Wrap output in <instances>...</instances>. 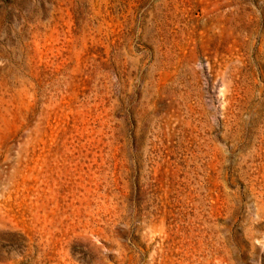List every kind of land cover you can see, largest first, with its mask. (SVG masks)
<instances>
[{
  "label": "rangeland",
  "instance_id": "374dc122",
  "mask_svg": "<svg viewBox=\"0 0 264 264\" xmlns=\"http://www.w3.org/2000/svg\"><path fill=\"white\" fill-rule=\"evenodd\" d=\"M0 264H264V0H0Z\"/></svg>",
  "mask_w": 264,
  "mask_h": 264
}]
</instances>
